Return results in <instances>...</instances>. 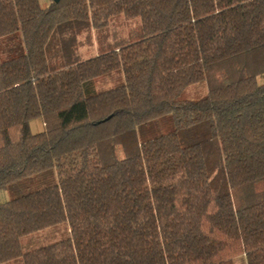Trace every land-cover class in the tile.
<instances>
[{"label": "trees", "instance_id": "1", "mask_svg": "<svg viewBox=\"0 0 264 264\" xmlns=\"http://www.w3.org/2000/svg\"><path fill=\"white\" fill-rule=\"evenodd\" d=\"M120 17L141 20L138 40L106 41ZM260 78L264 0H0V191L56 176L0 204V264H264ZM199 83L206 97L180 99ZM168 116L173 131L139 144ZM62 223L67 240L22 251Z\"/></svg>", "mask_w": 264, "mask_h": 264}, {"label": "rangeland", "instance_id": "2", "mask_svg": "<svg viewBox=\"0 0 264 264\" xmlns=\"http://www.w3.org/2000/svg\"><path fill=\"white\" fill-rule=\"evenodd\" d=\"M54 0H51V3ZM42 8L48 7V0H39ZM51 5V4H50ZM106 41L108 43H128L136 41L141 36V20L135 19L127 21L123 17L114 21L107 30ZM83 34L79 37L81 41L80 53L83 58H89L95 56L100 51V42L102 40L100 34L93 31L91 35ZM58 39V35H53L47 45V55L51 57V46ZM51 61V60H49ZM51 64V62H49ZM124 83V76L122 71H116L112 74L98 78L94 81L95 89L97 92H103L111 90L121 86ZM259 83H264V78L259 79ZM208 95V87L206 83H199L191 85L184 90L180 99L182 100H199ZM31 132L33 134L39 133L43 130L44 126L41 119L33 120L30 123ZM174 130V124L170 116L158 120L152 126L142 130L138 134L139 144L145 142L148 139L167 134ZM117 156L124 158V153L121 147L117 149ZM56 182L55 174L48 172L43 175L35 176L20 182L14 191L2 190L0 191V204L6 203L11 199L20 197L29 192L37 191L45 187L54 185ZM70 237L69 226L67 223H62L48 229L35 232L33 234L24 236L21 239L22 251L24 253L31 252L49 245L58 243L63 240H67ZM16 264V263H10ZM18 264H22L18 262ZM234 264H247L244 255H239L235 258Z\"/></svg>", "mask_w": 264, "mask_h": 264}, {"label": "crops", "instance_id": "3", "mask_svg": "<svg viewBox=\"0 0 264 264\" xmlns=\"http://www.w3.org/2000/svg\"><path fill=\"white\" fill-rule=\"evenodd\" d=\"M50 4H51V0H48V5H47V6L49 7V6H50ZM46 8H47V7H46ZM42 124H43V126H44V123H43V122H42ZM42 131H44V128H43V130H42ZM42 131H41V132H42ZM39 133H40V132H39Z\"/></svg>", "mask_w": 264, "mask_h": 264}, {"label": "water", "instance_id": "4", "mask_svg": "<svg viewBox=\"0 0 264 264\" xmlns=\"http://www.w3.org/2000/svg\"><path fill=\"white\" fill-rule=\"evenodd\" d=\"M60 1H61V0H54V2H55L56 4H58Z\"/></svg>", "mask_w": 264, "mask_h": 264}]
</instances>
